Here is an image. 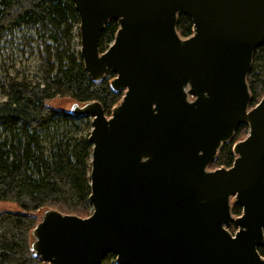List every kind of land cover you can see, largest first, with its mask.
<instances>
[{
	"label": "water",
	"instance_id": "95a60500",
	"mask_svg": "<svg viewBox=\"0 0 264 264\" xmlns=\"http://www.w3.org/2000/svg\"><path fill=\"white\" fill-rule=\"evenodd\" d=\"M72 1L91 81L114 75L124 94L109 117L96 101L70 106L91 118L92 211L43 210L31 251L42 264H100L109 252L117 264H264V94L250 108L246 80L264 0ZM180 14L192 20L187 38ZM110 20L118 29L99 53ZM239 125L248 133L231 167L209 170Z\"/></svg>",
	"mask_w": 264,
	"mask_h": 264
},
{
	"label": "trees",
	"instance_id": "16d2710c",
	"mask_svg": "<svg viewBox=\"0 0 264 264\" xmlns=\"http://www.w3.org/2000/svg\"><path fill=\"white\" fill-rule=\"evenodd\" d=\"M79 17L72 0H0V53L22 30V44L34 43L39 56L38 81L6 75L0 85V201L18 204L22 212H0V264H42L30 249L31 231L43 210L86 218L91 214L88 116H72L49 105L56 98L83 104L98 102L106 117L124 92L110 88L114 75L91 81L77 50ZM192 20L180 14L177 33L192 35ZM118 23L110 20L100 34L99 53L112 44ZM26 37V38H25ZM25 38V39H24ZM250 108L264 94V42L255 50L247 75ZM239 125L222 145L210 168H230L233 144L245 138ZM232 204L231 214L240 216ZM231 224L227 230L233 234ZM264 234V229H263ZM264 258V247L257 249ZM107 253L100 264H117Z\"/></svg>",
	"mask_w": 264,
	"mask_h": 264
},
{
	"label": "rangeland",
	"instance_id": "374dc122",
	"mask_svg": "<svg viewBox=\"0 0 264 264\" xmlns=\"http://www.w3.org/2000/svg\"><path fill=\"white\" fill-rule=\"evenodd\" d=\"M27 33H29V31L26 30L17 32L16 34H14V39L11 38V41L3 44L0 53V85L2 84V81L4 80L6 75L18 76L20 79L24 78L28 81L33 82L38 81L39 56L35 50L34 43L30 42L29 45L22 44L21 40L19 39L22 38V36H26ZM75 33L77 34L76 44L77 50L79 52L80 45L78 27L75 29ZM72 103L73 101L69 99L56 98L53 101H50L49 105L58 110L68 111ZM89 120L91 121V118H89ZM247 133L248 129L246 130L245 137L247 136ZM214 169L217 168H210L209 170ZM0 212H22V209L18 204L14 202L0 201ZM38 218H41L40 213L38 215ZM236 229L234 230V232L236 231Z\"/></svg>",
	"mask_w": 264,
	"mask_h": 264
}]
</instances>
